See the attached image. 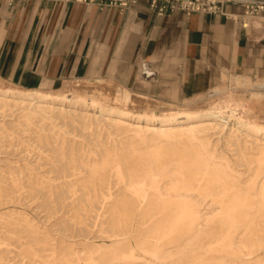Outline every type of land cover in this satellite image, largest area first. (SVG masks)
<instances>
[{"label":"bare ground","instance_id":"6f19581e","mask_svg":"<svg viewBox=\"0 0 264 264\" xmlns=\"http://www.w3.org/2000/svg\"><path fill=\"white\" fill-rule=\"evenodd\" d=\"M3 81L0 207H13L0 213V264H17L11 245L21 264H264V122L242 97L264 92L249 80L170 106L121 84ZM31 202L50 217L99 216L102 242L53 233Z\"/></svg>","mask_w":264,"mask_h":264},{"label":"crops","instance_id":"0c3cea01","mask_svg":"<svg viewBox=\"0 0 264 264\" xmlns=\"http://www.w3.org/2000/svg\"><path fill=\"white\" fill-rule=\"evenodd\" d=\"M226 10L160 15L150 0L126 10L0 0V79L44 90L60 80L107 77L173 103L208 92L223 76L264 86L253 81L264 76V16L247 17L240 5Z\"/></svg>","mask_w":264,"mask_h":264},{"label":"rangeland","instance_id":"374dc122","mask_svg":"<svg viewBox=\"0 0 264 264\" xmlns=\"http://www.w3.org/2000/svg\"><path fill=\"white\" fill-rule=\"evenodd\" d=\"M249 25L251 20H248ZM262 79H264V76H257L256 78H253L254 82H259L260 80L262 81ZM233 78L229 79V76H223L222 82H219L216 86H219L218 88H216L215 90H213L216 86H214L213 88H211L208 92L204 93V94H200L196 97L193 98H189V99H183V100H179L176 101V103H181L184 105H190L193 103H201L205 100L210 99L211 97H214L216 95V93H218V90L222 89V90H230V89H237L238 87H236L233 83H232ZM69 81V85L70 87L65 88V80H60L57 81L55 85H53V83H48L45 87H44V91L45 92H52V93H58V92H65L67 91L68 93L73 91H79L81 88L82 83H87V85L89 86V89L92 91L95 88H98L101 86L102 82H107L110 83L112 88L114 89V91H121V85L117 82L114 81L112 78H107V77H101L99 79L96 80H91V79H85V78H79V79H70L67 80ZM7 83V84H5ZM4 85H10L11 83L8 81H3ZM254 85V84H253ZM133 91H136L134 89H131ZM250 91H257V92H264V86L262 85H256V86H251ZM138 92V91H136ZM134 93V92H133ZM142 93V92H139ZM139 95L141 97H147L146 95H142V94H138V93H134V95ZM148 95V94H147ZM205 95V96H202ZM152 95H150L149 97H151ZM154 98L159 99L156 96H152ZM242 97L247 100L249 102H245L246 105L252 106V111H250V113L254 112V115H256V117L252 118L253 121L256 122H264V99L258 97V98H250L247 93H243ZM250 98V99H249ZM161 100V99H160ZM253 100V101H252ZM165 102V101H164ZM166 106H170L173 102H165ZM175 103V102H174ZM250 108V107H249ZM135 112H142L141 109L136 108L133 109ZM158 114H160V111H157ZM260 116H262L260 118ZM9 156L14 158L16 156V151L11 150V149H7ZM15 152V153H14ZM40 202H43V200H40ZM31 204L33 205L31 206H26L27 211L36 219V221H38L41 225H44L47 229L53 231V233L57 234V235H65V234H75L76 235V239L78 240V244L79 247H81V243L82 241H86L88 239L90 240H96L98 242H102V237L100 236V232L98 231L99 226L97 225V223L99 222V216L97 215H93L91 217H87L84 216L81 221H78L76 218L71 217L69 214L64 215V217H60L57 218L55 216H48V214L46 213V211L44 210V207H41L39 209H31V208H35L34 205L35 203L31 202ZM10 207L12 205L9 204H5L2 205L0 207V213L2 211H4L6 209V207ZM13 207V206H12ZM30 207V208H29ZM106 242L110 243V239L107 238ZM13 249V252L8 254V258L14 262H16L17 264H21V260L23 259V256L18 255L17 251H19L18 248L15 247V245H11L10 246ZM25 260H28L25 258Z\"/></svg>","mask_w":264,"mask_h":264},{"label":"built area","instance_id":"2783aa9c","mask_svg":"<svg viewBox=\"0 0 264 264\" xmlns=\"http://www.w3.org/2000/svg\"><path fill=\"white\" fill-rule=\"evenodd\" d=\"M63 2L101 3L126 10L140 0H55ZM240 5L247 17L264 16V0H150L151 7L160 15L182 11L193 13L227 14L228 5ZM247 24L244 23V26Z\"/></svg>","mask_w":264,"mask_h":264}]
</instances>
